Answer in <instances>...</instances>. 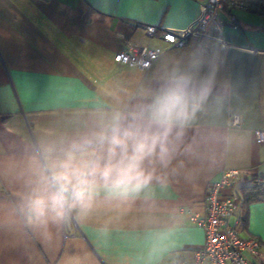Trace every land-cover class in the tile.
<instances>
[{
    "label": "crops",
    "instance_id": "crops-1",
    "mask_svg": "<svg viewBox=\"0 0 264 264\" xmlns=\"http://www.w3.org/2000/svg\"><path fill=\"white\" fill-rule=\"evenodd\" d=\"M200 13L201 0H0V264H202L204 232L190 218L204 212L208 183L239 170L240 191L264 177V142L253 135L264 129V14L220 8L216 31L202 29ZM163 28L189 31L185 45L146 70L113 61L128 40L163 45ZM196 48L214 72L212 95L171 162L155 165L151 191L30 226L20 202L41 144L85 131L98 109L156 87L165 65ZM239 217L240 235L258 238L263 254L246 258L264 264V199L241 204Z\"/></svg>",
    "mask_w": 264,
    "mask_h": 264
},
{
    "label": "clouds",
    "instance_id": "clouds-1",
    "mask_svg": "<svg viewBox=\"0 0 264 264\" xmlns=\"http://www.w3.org/2000/svg\"><path fill=\"white\" fill-rule=\"evenodd\" d=\"M215 76L201 49L165 65L154 88L97 110L85 131L42 143L20 202L35 229L86 216L100 198L123 204L147 195L208 104ZM135 100V103L131 101Z\"/></svg>",
    "mask_w": 264,
    "mask_h": 264
},
{
    "label": "built area",
    "instance_id": "built-area-1",
    "mask_svg": "<svg viewBox=\"0 0 264 264\" xmlns=\"http://www.w3.org/2000/svg\"><path fill=\"white\" fill-rule=\"evenodd\" d=\"M245 7L244 0H201V13L198 24L204 29L209 23L213 29H220L217 12L220 8ZM148 36H154L159 27L143 25ZM189 31L163 28L160 38L163 45L148 47L132 41H125L123 49L113 55V61L118 65L148 69L166 50L173 47H183ZM231 124H237V116L233 115ZM256 143L264 142V129L253 131ZM242 179L239 170H225L211 180L204 197V212L192 213L191 221L204 232L203 248L198 252L197 259L202 264H251L246 254L260 260L261 244L254 236L243 237L238 231L241 222L239 210L242 204L241 192L235 187ZM229 189V191H226ZM233 218V221L231 219Z\"/></svg>",
    "mask_w": 264,
    "mask_h": 264
},
{
    "label": "trees",
    "instance_id": "trees-1",
    "mask_svg": "<svg viewBox=\"0 0 264 264\" xmlns=\"http://www.w3.org/2000/svg\"><path fill=\"white\" fill-rule=\"evenodd\" d=\"M245 7L254 12L264 14V0H244ZM242 206L252 201L264 199V177H256L251 180V184L241 188ZM245 217H243L244 221Z\"/></svg>",
    "mask_w": 264,
    "mask_h": 264
}]
</instances>
